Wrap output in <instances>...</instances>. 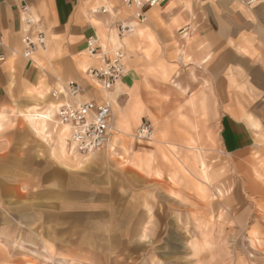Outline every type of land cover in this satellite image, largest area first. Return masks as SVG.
Here are the masks:
<instances>
[{
    "label": "crops",
    "instance_id": "crops-1",
    "mask_svg": "<svg viewBox=\"0 0 264 264\" xmlns=\"http://www.w3.org/2000/svg\"><path fill=\"white\" fill-rule=\"evenodd\" d=\"M132 13L124 0H0L1 235L38 233L55 218L87 217L88 208L118 232L114 223L129 228L135 216L107 209L112 192L128 198L135 189L146 202L152 183L178 185L183 176L193 188L206 186L202 160L198 183L176 163L192 171L184 159L216 147L238 157L241 169L253 148L264 155V0H165L119 35ZM38 32L44 44L25 55L22 38ZM89 37L96 52L124 50L125 73L106 93L85 76L99 64V54L87 52ZM68 80L82 85L76 100L111 103L110 147L82 155L67 140L56 109L73 100L51 93ZM143 122L152 136L135 135ZM91 191L103 198L89 201ZM142 208L145 236L151 215ZM8 257L23 264L0 244V264Z\"/></svg>",
    "mask_w": 264,
    "mask_h": 264
},
{
    "label": "rangeland",
    "instance_id": "rangeland-1",
    "mask_svg": "<svg viewBox=\"0 0 264 264\" xmlns=\"http://www.w3.org/2000/svg\"><path fill=\"white\" fill-rule=\"evenodd\" d=\"M256 151L248 154V168L242 169L238 157L219 147L198 158L186 157L184 164L192 165V171L181 170L176 163L179 172L197 182V163L202 160L206 186L197 182L193 188L183 176L178 185L152 183L146 202L142 201L146 196L135 189L128 198L112 192L104 201L107 209L127 212L130 219L135 216L132 227H123L119 219V227L114 223L110 228L118 232H107L105 221L111 218L94 217V210L88 208L87 217L75 213L69 223L55 218L56 226L43 222L38 233L22 228L19 233L0 234V244L9 256L19 255L23 264H264V155ZM113 179L119 182L116 176ZM90 194L89 201L97 195L103 198L100 193ZM91 204L95 202L88 207ZM142 207L151 215L145 236L139 233ZM8 258L6 264H13Z\"/></svg>",
    "mask_w": 264,
    "mask_h": 264
},
{
    "label": "built area",
    "instance_id": "built-area-1",
    "mask_svg": "<svg viewBox=\"0 0 264 264\" xmlns=\"http://www.w3.org/2000/svg\"><path fill=\"white\" fill-rule=\"evenodd\" d=\"M165 0H124L125 4L133 8L131 18L118 24L119 35L132 32L134 23H141L145 17L146 6L160 4ZM250 5L256 0H241ZM25 55L44 43L41 32L34 37L24 35ZM87 52L91 55L99 54V64L85 69V76L91 80L104 93L108 92L116 80L125 73L124 50L120 46L101 52H96L95 40L87 39ZM82 90V85L75 80H68L63 90L52 91V96L58 95L69 97L73 102L60 104L56 109L57 122L68 126L67 140L82 154H89L101 148L110 147L111 137L114 131L113 113L111 103L107 98L102 101L76 100V96ZM152 130L145 122L141 123L136 130L137 137H150Z\"/></svg>",
    "mask_w": 264,
    "mask_h": 264
},
{
    "label": "bare ground",
    "instance_id": "bare-ground-1",
    "mask_svg": "<svg viewBox=\"0 0 264 264\" xmlns=\"http://www.w3.org/2000/svg\"><path fill=\"white\" fill-rule=\"evenodd\" d=\"M134 24H140V23H134ZM23 39V38H22ZM44 44V43H43ZM60 125H65V124H60ZM67 126V125H66ZM74 147V146H73ZM75 149V148H74ZM76 150V149H75ZM77 151V150H76ZM78 152V151H77ZM79 153V152H78ZM82 154V153H80ZM90 154V153H89ZM82 155H88V154H82Z\"/></svg>",
    "mask_w": 264,
    "mask_h": 264
}]
</instances>
